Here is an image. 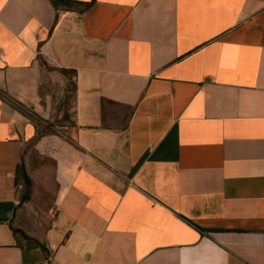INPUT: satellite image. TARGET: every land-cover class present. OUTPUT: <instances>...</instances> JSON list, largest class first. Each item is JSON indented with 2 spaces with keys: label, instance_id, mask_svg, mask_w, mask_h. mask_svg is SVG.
<instances>
[{
  "label": "crops",
  "instance_id": "1",
  "mask_svg": "<svg viewBox=\"0 0 264 264\" xmlns=\"http://www.w3.org/2000/svg\"><path fill=\"white\" fill-rule=\"evenodd\" d=\"M0 264H264V0H0Z\"/></svg>",
  "mask_w": 264,
  "mask_h": 264
},
{
  "label": "rangeland",
  "instance_id": "2",
  "mask_svg": "<svg viewBox=\"0 0 264 264\" xmlns=\"http://www.w3.org/2000/svg\"><path fill=\"white\" fill-rule=\"evenodd\" d=\"M54 76V73H51L49 79L54 92H57L61 88V84ZM26 163L31 175L30 202L19 226L24 234L39 240L44 237L53 213V201L56 197L55 191L58 184L55 159L28 149Z\"/></svg>",
  "mask_w": 264,
  "mask_h": 264
},
{
  "label": "trees",
  "instance_id": "3",
  "mask_svg": "<svg viewBox=\"0 0 264 264\" xmlns=\"http://www.w3.org/2000/svg\"><path fill=\"white\" fill-rule=\"evenodd\" d=\"M46 69H50L48 66H45ZM60 73H68L70 70L65 69H59ZM73 89H74V83L70 80H68L66 84V93H63V96L58 100L56 104L55 113L53 115V118L51 121H46L47 125L50 126H63V125H72L73 122V111H72V102H73ZM50 126H47V130L44 132H52L53 130L50 128ZM31 186V181H26V187ZM22 237L27 241H31L32 245L34 247H39L42 251H45V248L42 243H40L38 240H36L33 237H30L23 232L21 233Z\"/></svg>",
  "mask_w": 264,
  "mask_h": 264
}]
</instances>
